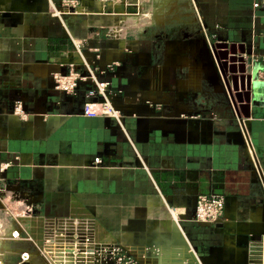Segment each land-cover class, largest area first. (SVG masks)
<instances>
[{
	"label": "crops",
	"instance_id": "0c3cea01",
	"mask_svg": "<svg viewBox=\"0 0 264 264\" xmlns=\"http://www.w3.org/2000/svg\"><path fill=\"white\" fill-rule=\"evenodd\" d=\"M61 1L0 0V189L32 239L0 251L91 218L98 243L167 264L172 237L208 264H248L264 236V0H187L189 28L170 33L132 20L139 0H77V14ZM71 65L122 93L120 117L84 115L88 80L54 88ZM213 194L223 219L196 225Z\"/></svg>",
	"mask_w": 264,
	"mask_h": 264
},
{
	"label": "built area",
	"instance_id": "2783aa9c",
	"mask_svg": "<svg viewBox=\"0 0 264 264\" xmlns=\"http://www.w3.org/2000/svg\"><path fill=\"white\" fill-rule=\"evenodd\" d=\"M61 2L65 9L74 14L79 13L80 5L77 0ZM76 52L83 58V50L79 43H76ZM51 76L54 88L68 95H75L82 82L90 81L88 101L84 105L85 116L120 117L122 115V110L115 103V99L122 93H115L111 83L99 80L92 70L89 69L88 73L83 75L75 65H71L66 73H53ZM15 112L22 118L26 116L21 103L15 106ZM95 163H101V159H95ZM14 205L13 198L7 194L6 189H0V215H2L0 216V247L32 243V239L23 233L21 227L14 225L11 221L13 213L11 207ZM224 211V196L199 195L196 199L192 222L200 226H214L223 219ZM171 213L175 222L178 223L176 211ZM48 229L49 232L40 248L32 249L24 246L14 254L1 250L0 264H12L9 262L11 256L17 258L14 264H154V261L158 259L155 257L148 263L141 262L132 251L121 244L98 243L94 238L95 221L91 218L58 219L50 224ZM252 244L249 247L248 264H264V236L260 241ZM198 260L199 264H203L199 257Z\"/></svg>",
	"mask_w": 264,
	"mask_h": 264
},
{
	"label": "rangeland",
	"instance_id": "374dc122",
	"mask_svg": "<svg viewBox=\"0 0 264 264\" xmlns=\"http://www.w3.org/2000/svg\"><path fill=\"white\" fill-rule=\"evenodd\" d=\"M137 15L132 17L134 22L144 23L154 31L173 32L189 28L191 11L187 0H139ZM142 4V5H141ZM195 31L199 26L192 27ZM230 60L229 62H232Z\"/></svg>",
	"mask_w": 264,
	"mask_h": 264
},
{
	"label": "water",
	"instance_id": "95a60500",
	"mask_svg": "<svg viewBox=\"0 0 264 264\" xmlns=\"http://www.w3.org/2000/svg\"><path fill=\"white\" fill-rule=\"evenodd\" d=\"M139 102L143 103V99H140ZM188 244H189V242H188ZM188 248L191 250L189 252L190 253L189 255H184V254H182V252L177 251L178 256L177 257L173 256L170 264H199V260H198L199 256L197 257L196 252L191 248L190 244L188 245ZM156 252H157V254H156ZM134 254H135V256H137V258H139L141 260V262H147L148 263V262H150L149 260H153V258L158 257L157 261H154V264H165L164 263L165 258L164 259L161 258V252L158 251V249H157V251H156V249L151 250L150 253L146 255L145 249L141 248L140 250L135 251ZM199 259L203 264H208L201 257H199ZM186 261H188V263H186Z\"/></svg>",
	"mask_w": 264,
	"mask_h": 264
},
{
	"label": "bare ground",
	"instance_id": "6f19581e",
	"mask_svg": "<svg viewBox=\"0 0 264 264\" xmlns=\"http://www.w3.org/2000/svg\"><path fill=\"white\" fill-rule=\"evenodd\" d=\"M178 236V238L180 239V238H182V236L181 235H177ZM169 243H170V249H171V247H172V252H171V255H172V258H173V256L175 257H177L178 256V252L177 251H180V252H182V254H184V255H189L190 253V249L188 248V241L187 240H183V239H180L179 241H176L175 240V238L174 237H172L171 238V241H169ZM163 250H167V249H165L164 247H163ZM189 250V251H188ZM183 255V256H184ZM172 260V259H171Z\"/></svg>",
	"mask_w": 264,
	"mask_h": 264
}]
</instances>
